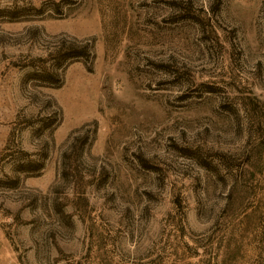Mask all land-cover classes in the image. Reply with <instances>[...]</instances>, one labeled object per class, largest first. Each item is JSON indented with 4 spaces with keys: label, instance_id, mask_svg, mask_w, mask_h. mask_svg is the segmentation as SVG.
Returning a JSON list of instances; mask_svg holds the SVG:
<instances>
[{
    "label": "rangeland",
    "instance_id": "374dc122",
    "mask_svg": "<svg viewBox=\"0 0 264 264\" xmlns=\"http://www.w3.org/2000/svg\"><path fill=\"white\" fill-rule=\"evenodd\" d=\"M0 264H264V0H0Z\"/></svg>",
    "mask_w": 264,
    "mask_h": 264
},
{
    "label": "trees",
    "instance_id": "16d2710c",
    "mask_svg": "<svg viewBox=\"0 0 264 264\" xmlns=\"http://www.w3.org/2000/svg\"><path fill=\"white\" fill-rule=\"evenodd\" d=\"M59 50H60V49L57 50L56 54L59 53ZM51 52H53V51H50V53H51ZM78 54H79V53H78V52H75V51L68 52V53H67V52H61V51H60V54H58V57H59L58 59H60V58L63 59L64 57L73 56V55H78ZM66 55H67V56H66ZM56 57H57V55H56ZM41 71L43 72V70H42L41 68H39L38 66H36V72H41ZM51 71H53V70H51ZM36 75H39V74H36ZM56 79H57V80H56ZM59 79H60V78H59V74H58V73H55V80H56V81H59ZM55 80H54V81H55Z\"/></svg>",
    "mask_w": 264,
    "mask_h": 264
}]
</instances>
